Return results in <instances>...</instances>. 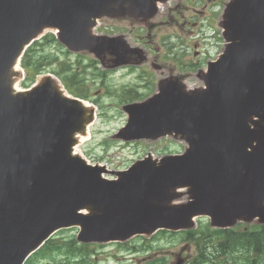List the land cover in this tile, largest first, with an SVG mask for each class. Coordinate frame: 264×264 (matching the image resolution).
Here are the masks:
<instances>
[{
	"label": "water",
	"instance_id": "obj_1",
	"mask_svg": "<svg viewBox=\"0 0 264 264\" xmlns=\"http://www.w3.org/2000/svg\"><path fill=\"white\" fill-rule=\"evenodd\" d=\"M12 1L17 0H8L7 3ZM0 3L6 4L4 0H0ZM9 12L8 19L14 18L16 21L22 19L20 15L27 13L17 2L9 7ZM229 21L230 25L226 26L228 32L236 31L235 22L232 19ZM256 66L264 68V60ZM239 99L251 102L249 107L254 112L264 110V88L253 91L244 90ZM46 102L51 107L47 118L41 109V103L34 104L32 98L0 96V103H3V108L0 110V126L1 124L4 126L6 134L5 147L0 145V151L3 153L0 157L3 173L0 174V198H2L0 219L6 218L8 214L14 218V215L19 212L17 207L19 197L37 177L36 171L39 177L43 174L40 184L55 179L62 180L56 171L50 176L48 168L60 158V138H65L62 132L81 121L77 118L80 106L66 99H58L54 103H51V100ZM63 112L67 114L66 119ZM189 115L193 134V139L190 140L191 150L181 159L173 162L171 160L163 166L165 168L161 169V172H164L169 168L180 183L192 187L196 204L185 210V218L204 210L213 216L214 224L226 226L236 215L245 210L263 215L264 209L258 199L264 195V136H261L258 130L251 131L245 128L236 115L234 117L239 124L229 122L219 129L213 118L197 106L190 110ZM74 118L77 119L76 122ZM32 137L34 142L29 143ZM257 138L260 140L259 146L254 148L253 152H248L247 147L253 139L257 140ZM19 140L26 142L22 144L29 147L23 149ZM0 142H3L1 135ZM68 143V141L65 143V148ZM56 149L57 152H55ZM38 150L53 152L50 159L54 161L46 160L45 156L37 153ZM62 159H64L63 154ZM74 195V198L78 197L77 194ZM109 195L112 199L124 201L120 195L112 193ZM53 197L56 196L52 195ZM51 206L52 212L48 222H56L57 211L67 208L52 201ZM110 209L112 210L113 207L110 206ZM116 213L122 215L121 208H118ZM127 219L132 220L133 217L129 215ZM152 224L155 223L152 222ZM113 227L119 228L120 223L117 222ZM113 232L116 233L115 230Z\"/></svg>",
	"mask_w": 264,
	"mask_h": 264
},
{
	"label": "rangeland",
	"instance_id": "obj_2",
	"mask_svg": "<svg viewBox=\"0 0 264 264\" xmlns=\"http://www.w3.org/2000/svg\"><path fill=\"white\" fill-rule=\"evenodd\" d=\"M162 32L161 34H163ZM179 44V47L175 49V56L178 58H184L183 53H180V45L181 42L176 40ZM207 47L204 45V49ZM53 52L55 51L54 47L52 48ZM51 49V50H52ZM49 52V50L47 51ZM206 52V51H205ZM215 54L216 50H210ZM207 52V53H208ZM60 56H58L59 59ZM83 65L88 64V59L81 60ZM58 61L54 62L55 67H57ZM85 80L89 81L88 77H85ZM193 80L190 84H193ZM91 89L94 91L96 89V81L91 82ZM109 105H112V113L114 115V120L101 122L102 128L95 127L92 134V140L86 144L81 145L78 150L80 152H84L87 157L93 163L105 164L109 166L111 169H123L130 162L135 159H140L147 155L149 152L158 156L162 150H181V152L185 149V145L180 141H175L177 146L173 144H169V142L163 143L159 146V142H146V143H135L134 145L124 146L123 142L116 140L113 138V135L118 131L117 129L124 122L123 114L120 109L116 108L118 100L116 98L110 96H104L103 99ZM102 111V110H101ZM157 146H159L157 148ZM159 157V156H158ZM65 237L73 236L72 233L64 234ZM159 244L154 245L156 248L154 251H158V249L162 252V257L169 258V263L173 264L175 262L174 259H171V255H177L180 251L186 247V245L182 244L181 240L171 239V238H162ZM173 241V242H169ZM147 246L146 242H143L139 238L133 240L131 243L127 244L123 248L117 246H106L103 249L97 248V257L98 262L100 264H142L144 257H146L145 252H136L133 251L135 248H141ZM190 253H193V249L190 250Z\"/></svg>",
	"mask_w": 264,
	"mask_h": 264
},
{
	"label": "trees",
	"instance_id": "obj_3",
	"mask_svg": "<svg viewBox=\"0 0 264 264\" xmlns=\"http://www.w3.org/2000/svg\"><path fill=\"white\" fill-rule=\"evenodd\" d=\"M214 233L211 234L209 233V235H215V236H220V237H234V236H245L247 235L248 233H243V232H238V231H213ZM260 237H264V230H262L261 232H259L258 234ZM190 237H196V236H200V237H206L207 236V231H204L200 234H193V233H190L189 234ZM244 242L245 240H242L240 241V243L242 245H244ZM259 244H264V239L263 240H260L258 242Z\"/></svg>",
	"mask_w": 264,
	"mask_h": 264
},
{
	"label": "bare ground",
	"instance_id": "obj_4",
	"mask_svg": "<svg viewBox=\"0 0 264 264\" xmlns=\"http://www.w3.org/2000/svg\"><path fill=\"white\" fill-rule=\"evenodd\" d=\"M89 136H90V134L88 136H86V137H81L80 138V141L81 142L86 141L87 139H89Z\"/></svg>",
	"mask_w": 264,
	"mask_h": 264
}]
</instances>
